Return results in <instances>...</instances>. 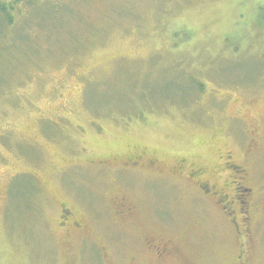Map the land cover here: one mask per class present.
Listing matches in <instances>:
<instances>
[{"label": "rangeland", "instance_id": "374dc122", "mask_svg": "<svg viewBox=\"0 0 264 264\" xmlns=\"http://www.w3.org/2000/svg\"><path fill=\"white\" fill-rule=\"evenodd\" d=\"M33 1L0 49V264H264V0ZM228 157L238 226L188 177L233 195Z\"/></svg>", "mask_w": 264, "mask_h": 264}, {"label": "flooded vegetation", "instance_id": "af4514ba", "mask_svg": "<svg viewBox=\"0 0 264 264\" xmlns=\"http://www.w3.org/2000/svg\"><path fill=\"white\" fill-rule=\"evenodd\" d=\"M231 157H228V161L226 165L229 168H232L231 171L235 170L234 180L231 185L234 187V194L231 195L227 192H218L216 186L211 184V181L206 180L207 178H203V170L195 169L189 172V179L193 180V183L198 186L199 190L205 196L211 197L217 204H219L222 209L230 212L229 216L232 221L238 226L240 224L239 219L242 223H245L246 220L250 217V212L254 206L253 193L252 189L248 187L246 177H240L237 174L243 172L246 175V170H242L240 167L232 166ZM155 162L150 161L148 165H154ZM140 164V160L136 159V162L133 164L138 167ZM139 168V167H138ZM223 203L225 205H223ZM222 204V205H221ZM123 213V211H121ZM71 212L65 203L61 204V214H60V227H67V225L73 226L75 229L81 228L80 223L74 222L72 216H70ZM156 254L160 259H164L168 256H171V249L167 245L156 246L154 247ZM173 255V254H172Z\"/></svg>", "mask_w": 264, "mask_h": 264}, {"label": "trees", "instance_id": "16d2710c", "mask_svg": "<svg viewBox=\"0 0 264 264\" xmlns=\"http://www.w3.org/2000/svg\"><path fill=\"white\" fill-rule=\"evenodd\" d=\"M18 4H23L27 6L30 11V16L28 20L21 17L22 14L14 16L13 13L16 10ZM17 5V6H16ZM42 7L37 6L33 0H13L10 3H0V32L3 33V37L9 40L5 45H0V49H7L8 46L14 43H22L25 41V45L30 42V36L26 32L33 23L37 25H43L44 20L38 16V13L42 11ZM58 11V9H56ZM21 19V22L19 20ZM22 31L26 32L23 34ZM11 33V34H10ZM182 90V89H180ZM201 86H198V91H203Z\"/></svg>", "mask_w": 264, "mask_h": 264}]
</instances>
